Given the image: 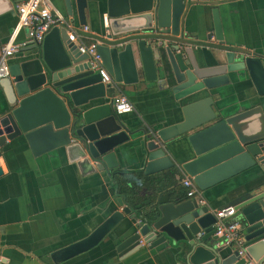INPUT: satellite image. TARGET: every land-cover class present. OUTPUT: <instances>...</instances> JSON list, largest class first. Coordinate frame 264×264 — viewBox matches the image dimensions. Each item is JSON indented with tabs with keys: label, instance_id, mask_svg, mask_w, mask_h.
<instances>
[{
	"label": "water",
	"instance_id": "95a60500",
	"mask_svg": "<svg viewBox=\"0 0 264 264\" xmlns=\"http://www.w3.org/2000/svg\"><path fill=\"white\" fill-rule=\"evenodd\" d=\"M95 2L99 32L92 38L113 82L136 89L155 84L181 104L179 122L149 132L141 129L144 174L178 165L206 190L250 168L264 173L263 107L233 114L212 108L214 96L235 72H245L256 93L264 96L261 58L227 50L222 66H202L193 42L180 32L185 0H106L105 7ZM74 3L79 24L85 25L87 0ZM64 5L67 16L73 15L72 0H64ZM213 24L216 40L222 41L216 9ZM21 52L23 59L9 65V77L0 79L5 98L0 105V148L16 139H23L35 156L60 148L83 176L96 171L111 176L120 147L136 132L115 113L113 88L101 81L64 28H51L41 43L31 42ZM180 137L187 147L182 162H176L169 146ZM117 202L121 210L111 212L83 238L51 252L52 263L95 247L127 215L133 222L116 245L118 258L147 247L175 251L177 264H245L246 258L264 264V182L243 191L234 205L246 258L235 247L217 243L214 213L195 198H162L133 212L121 197Z\"/></svg>",
	"mask_w": 264,
	"mask_h": 264
},
{
	"label": "crops",
	"instance_id": "0c3cea01",
	"mask_svg": "<svg viewBox=\"0 0 264 264\" xmlns=\"http://www.w3.org/2000/svg\"><path fill=\"white\" fill-rule=\"evenodd\" d=\"M22 1H0V47L9 40L16 27L17 5ZM185 1L180 32L193 42L202 66H222L227 50H245L259 56L264 66V0ZM51 2L58 12L73 20L82 36L81 41L88 43L94 40L92 37L99 32L95 0H87L85 26L88 30L85 32L80 30L83 25L78 22L74 0L71 16L66 14L64 0ZM98 2L99 7L106 6V0ZM214 9L222 29V41L215 38ZM26 37L27 32L22 28L17 31L15 42H22ZM24 55L25 52L15 53L8 58L9 65L21 61ZM231 75L230 83L221 87V93L214 96V111L233 114L258 104L264 109V96L256 93L247 74L235 72ZM147 88L118 85V92L123 93L133 105L131 112L119 117L136 132L120 147L118 165L113 169L125 171L131 178L140 180L127 195L137 196L139 202H146L139 209L142 211L162 198H190L182 184V179L188 175L178 165L164 172L144 174L146 152L143 149L145 132L142 130L149 132L183 118L181 104L174 101L166 90H158L155 84ZM112 91L116 90L113 88ZM3 104L5 98L0 87V105ZM169 147L174 160L182 162L180 157L187 147L185 139L180 137ZM0 168V264H53L49 256L51 252L83 238L111 212L122 208L107 172L96 171L83 176L60 148L35 156L23 139L11 140L0 148ZM173 169L176 172L172 183L167 175ZM146 176H149L148 181ZM263 182L264 173L250 168L206 190L197 187L198 197L214 211L223 206H234L243 191ZM131 211L137 210L131 208ZM228 221L239 222V217L234 215ZM132 222L125 215L99 244L60 264H177L175 251L162 252L158 251L159 248L146 247L130 256L118 258L116 245L128 234L129 231L125 230ZM217 243L221 245L220 238Z\"/></svg>",
	"mask_w": 264,
	"mask_h": 264
},
{
	"label": "built area",
	"instance_id": "2783aa9c",
	"mask_svg": "<svg viewBox=\"0 0 264 264\" xmlns=\"http://www.w3.org/2000/svg\"><path fill=\"white\" fill-rule=\"evenodd\" d=\"M53 27L64 28L68 40L76 43L80 53L87 54L91 68L99 73L101 81L116 90L113 107L115 113L121 115L131 112L133 110L132 103L123 93L118 92V84L113 82L102 65L101 56L97 51V42L95 40L88 43L81 41L82 36L77 32L73 22L58 12L51 0H24L17 5L16 27L9 40L0 47V79L9 77L8 58L21 52V48L26 47L31 42L41 43L45 34ZM22 28L27 32L26 40L15 42V35ZM80 30L85 32L88 27L80 26ZM182 184L186 188L188 197L195 198L197 202L204 204V200L198 197V188L191 177L187 176L182 179ZM213 213L216 218L214 223L215 234L221 239V245L235 247L238 249V254L246 258L240 223L237 221L226 222L227 219L235 215L234 206H223L214 210ZM245 264H252V260L246 258Z\"/></svg>",
	"mask_w": 264,
	"mask_h": 264
},
{
	"label": "trees",
	"instance_id": "16d2710c",
	"mask_svg": "<svg viewBox=\"0 0 264 264\" xmlns=\"http://www.w3.org/2000/svg\"><path fill=\"white\" fill-rule=\"evenodd\" d=\"M173 170L171 172L169 171L167 175L172 183L174 182V176L176 172L175 169ZM111 180L113 182L114 189L116 190V195L121 197L126 205L130 206L134 210L142 209L144 205H146V202L138 201L139 197H129L127 195V192L135 188L136 183H138L140 180L131 178L129 173L121 170H113L111 172ZM145 180L148 181L149 176H146ZM145 200L147 199L145 198Z\"/></svg>",
	"mask_w": 264,
	"mask_h": 264
}]
</instances>
